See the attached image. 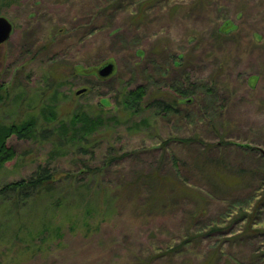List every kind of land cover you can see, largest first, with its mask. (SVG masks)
Listing matches in <instances>:
<instances>
[{
	"label": "rangeland",
	"instance_id": "1",
	"mask_svg": "<svg viewBox=\"0 0 264 264\" xmlns=\"http://www.w3.org/2000/svg\"><path fill=\"white\" fill-rule=\"evenodd\" d=\"M123 1L95 16L105 0H0V15L13 25L0 44V127L34 121L30 136H6L14 155L0 166V188L27 178L38 164L55 173L51 191L24 201L16 190L1 194L0 264H199L215 236L168 252L197 230L185 224L190 201L174 211L166 203L173 186L157 191L156 163L168 175L171 153L189 156L196 144L179 139L217 141L220 133L264 155L257 149H264V0H150L143 14L142 0ZM224 21L232 32L220 31ZM179 51L185 52L179 61L166 54ZM149 59L168 72L149 76L143 71L153 70ZM107 61L113 71L98 75ZM183 69L210 86L223 108L205 107L208 95L198 100L206 111L194 104L167 117L150 108L127 115L116 106L113 95L122 85L144 84L147 101L183 79ZM195 109L200 120L189 122L185 115ZM78 110L104 122L71 139L68 122ZM236 153V163L262 165ZM109 155H120L116 167L104 164ZM86 166L101 169L90 175ZM221 204H211V215Z\"/></svg>",
	"mask_w": 264,
	"mask_h": 264
},
{
	"label": "trees",
	"instance_id": "2",
	"mask_svg": "<svg viewBox=\"0 0 264 264\" xmlns=\"http://www.w3.org/2000/svg\"><path fill=\"white\" fill-rule=\"evenodd\" d=\"M150 2V0H142L140 3L143 5L142 14L145 9L147 10ZM123 5H126L123 0H105L103 7L96 9L95 16L103 11L110 10L114 6ZM225 23L226 21L220 26V31L232 32L233 28L227 27V23ZM134 26L135 28L138 27L136 24ZM92 30L99 31L101 28L94 26ZM148 51L152 52V48L150 47ZM175 53L166 52L167 56H175L176 60L181 57L185 58V52L179 51L176 55ZM146 54L147 52L144 51V55ZM149 61L153 66V70L150 69V66L143 67V71L149 76L150 74L152 77L153 75L159 76L168 72L169 66L164 67L165 71H162L161 67L154 64V61L151 59ZM134 64L139 66V62ZM168 64H170V61ZM172 65L178 68L184 65V61L172 63ZM87 66L89 64L86 66L80 65V68H86ZM179 76H183V79H176L170 84H165L169 89L166 94L153 97L147 101L145 98L147 91L144 84H137L132 88L122 85L113 95L115 104L116 106L122 105V109L124 108L123 110L127 115H133L150 108L153 113L160 114L161 117H167L182 114L188 110L187 107L194 104H199L198 109L200 111H206L203 108V103L200 104L198 100L202 99L203 95H208L210 97L205 100V107L207 104L211 111H216L215 113L223 108L224 100L216 98L218 95L216 96L210 86H203L200 81L192 78V75H189L185 69L180 72ZM249 78L252 81L255 77ZM198 109L186 113L187 119L191 118L189 122L195 121L193 118L197 117V121L200 120ZM50 114L53 115L52 112ZM103 122L104 117L99 115L90 117L86 112L78 110L71 115L68 122L71 128V139L76 137L75 134L78 129L79 137L82 138ZM26 123L22 125L12 123L0 127V166L14 155V151L5 143L6 136L16 133L18 137H28L33 134L34 121L30 119ZM77 123L81 125L77 126ZM62 130L64 131L63 135L69 132L68 129ZM168 140L170 141V139L162 140L160 145L164 147ZM179 141L190 146L192 143H196L191 154L182 157L172 152L170 155L172 171L168 175H163L160 173L161 163H156L152 177L158 179L156 185L160 188L157 191L164 190L165 186H173L172 198L166 203L174 211L177 210L178 205H183L185 200L191 202H189L190 209L185 214V224L190 228L196 227L197 234L184 233L178 242L173 241L174 243L169 245L170 251L168 252L175 254L185 243H195L196 241L206 240V237L215 236L214 244L210 246L212 249L208 255L209 257L202 258L199 264H208L212 260L215 262L218 257L222 256L226 264H264V155L252 150L246 145V142L236 143L228 139L223 133H220L217 141L204 142L203 140H197L196 137L181 138ZM236 152L249 154L250 157H258L262 161V165L251 166L236 163L233 159L234 155L237 154ZM232 153L234 154L232 155ZM122 155L126 154L122 153ZM109 156L104 164L108 167H116L117 162L114 161V158H120V155ZM86 168L90 175L97 172V169H101V167H98L89 170L88 166ZM54 174L47 164H38L27 178L6 183L2 186L0 195L5 194V190L12 189L16 190L17 197L24 201L32 197L34 193L51 191ZM165 197L164 194V199ZM214 202L222 203V209L218 208L219 214L211 215V210H215L211 208V204ZM209 210L210 213L203 220L202 218Z\"/></svg>",
	"mask_w": 264,
	"mask_h": 264
},
{
	"label": "water",
	"instance_id": "3",
	"mask_svg": "<svg viewBox=\"0 0 264 264\" xmlns=\"http://www.w3.org/2000/svg\"><path fill=\"white\" fill-rule=\"evenodd\" d=\"M12 26H13L12 22L8 18L0 15V44L3 43L4 41H6L9 38V36H10V34L12 32ZM113 68H114L113 63L107 61V62L103 63V65L100 66L97 69V73L100 76H106V75L110 74V72L113 71ZM84 89H85L84 87L79 88V89H77L75 91V93L76 94L80 93V92L84 91ZM257 149L262 154H264V149L263 148L259 147Z\"/></svg>",
	"mask_w": 264,
	"mask_h": 264
},
{
	"label": "flooded vegetation",
	"instance_id": "4",
	"mask_svg": "<svg viewBox=\"0 0 264 264\" xmlns=\"http://www.w3.org/2000/svg\"><path fill=\"white\" fill-rule=\"evenodd\" d=\"M12 31H13V27H12Z\"/></svg>",
	"mask_w": 264,
	"mask_h": 264
}]
</instances>
